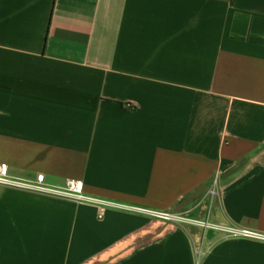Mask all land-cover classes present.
<instances>
[{
    "label": "crops",
    "instance_id": "obj_1",
    "mask_svg": "<svg viewBox=\"0 0 264 264\" xmlns=\"http://www.w3.org/2000/svg\"><path fill=\"white\" fill-rule=\"evenodd\" d=\"M0 163L118 205L0 185V264H264V0H0Z\"/></svg>",
    "mask_w": 264,
    "mask_h": 264
},
{
    "label": "built area",
    "instance_id": "obj_2",
    "mask_svg": "<svg viewBox=\"0 0 264 264\" xmlns=\"http://www.w3.org/2000/svg\"><path fill=\"white\" fill-rule=\"evenodd\" d=\"M0 185H12V186H23V187H30L38 190H49L54 191L62 196H65L77 203H84V204H91L98 208V219L103 220L106 210L108 208H116L118 207L117 204L113 202H108L105 200L89 197L85 195L84 192V184L80 180L76 179H67L65 186L63 188H48L45 185V176L43 174H40L37 176V179L33 183H25L20 180H16L10 175L9 167L5 163H0ZM219 188H218V176L215 179V182L212 186V188L208 191V195L210 197L219 196ZM138 212H144L146 210H141L134 208ZM155 218L162 220L164 222L170 223L176 227H182V226H200L204 227L206 229H215L212 225H210L208 222H203L194 218H191L188 214H183L181 212H175V213H159V212H148ZM246 236H259L258 234H254L251 232H245ZM198 253L203 256L205 252L203 250H200L198 248Z\"/></svg>",
    "mask_w": 264,
    "mask_h": 264
},
{
    "label": "rangeland",
    "instance_id": "obj_3",
    "mask_svg": "<svg viewBox=\"0 0 264 264\" xmlns=\"http://www.w3.org/2000/svg\"><path fill=\"white\" fill-rule=\"evenodd\" d=\"M196 228H197V232L199 233V235H200V239H199V241H198V245H197V248H199L200 250H202V241H203V238L201 239V237H203L202 236V231L204 230V229H206V228H204V227H200V226H195ZM192 230H194L195 231V229H194V227H191V231ZM207 230V229H206ZM209 230H213V229H209ZM201 233V234H200Z\"/></svg>",
    "mask_w": 264,
    "mask_h": 264
}]
</instances>
